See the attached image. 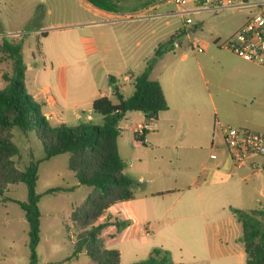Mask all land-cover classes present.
Listing matches in <instances>:
<instances>
[{
    "label": "rangeland",
    "instance_id": "374dc122",
    "mask_svg": "<svg viewBox=\"0 0 264 264\" xmlns=\"http://www.w3.org/2000/svg\"><path fill=\"white\" fill-rule=\"evenodd\" d=\"M107 1L114 6L111 12L124 19L128 14H142L140 17L144 19L120 18L117 20L121 21L114 24L100 23V18L88 10L87 4H91L88 0H0V91L8 84L5 78L13 76V61L5 47L16 49L23 57L27 67L25 90L33 100L35 92L43 86L41 71L47 66L63 65L70 73L69 104L79 102V107L69 106L66 110L68 121L64 125L76 127L83 124L74 119L75 111L79 112L84 124H90L87 118L90 111L94 115L98 113L89 102L98 90L105 94L112 92L113 84H107L110 76L115 79L121 95L127 98L134 89V82H123L124 75L131 72L142 74L148 64L153 67V72H148L152 78L170 67L182 69L188 65L196 66L198 61L207 60L208 52L193 51L188 45L190 37H199L214 48L212 40L215 36L224 40L236 32L251 15L248 9L219 13L200 11L191 15L194 24L185 26V20L179 16L171 0ZM151 7L153 10H149ZM178 30L189 33V37L184 35L176 39L181 43V48L155 58L152 48L158 43H167ZM184 54H188L187 59H183ZM28 64L33 66L32 71ZM102 65L105 66V74L100 86H97L94 73ZM196 72L200 85L206 90L197 69ZM135 113L132 117L127 113L120 125L124 127L133 118L141 117ZM260 123L264 124V119ZM234 127L264 133V130H254L248 126ZM10 133L19 150L15 161L20 169L27 167L33 159L40 161L37 182V193L40 195L37 264H95L85 252L77 257L72 256L76 237L70 220L73 208L84 203L92 187L78 186L75 174L68 168V154L43 160L44 146L35 131L14 127ZM123 133L119 137L120 142L126 141L130 135L128 131ZM124 174L141 186V182L134 179L128 162ZM259 174L231 189V200L242 206L240 210H264V172ZM26 200L25 184L10 185L5 195L0 196V264H31L29 224L19 204ZM235 209L232 206L229 214ZM134 211L139 220L137 231L124 224L125 217L108 211L95 224L105 225L100 237L105 249L120 252L119 264L150 261L153 252L151 244L157 242L151 230L149 236L143 235L145 227L142 205L136 203ZM128 213L129 210L125 212L126 215ZM260 219L264 222V217ZM173 256L178 258V253L174 252ZM168 257L172 261L170 254Z\"/></svg>",
    "mask_w": 264,
    "mask_h": 264
},
{
    "label": "crops",
    "instance_id": "0c3cea01",
    "mask_svg": "<svg viewBox=\"0 0 264 264\" xmlns=\"http://www.w3.org/2000/svg\"><path fill=\"white\" fill-rule=\"evenodd\" d=\"M87 7L104 24L144 19L140 17L142 14H128L124 19L89 3ZM216 40L224 41L215 36L214 48L210 43L205 44L206 61L182 69L167 68L156 78L149 76L160 82L169 106L157 117L154 130L146 134L149 146L138 144L131 130L134 123L146 119L143 113L128 112L129 117L134 113L141 117L133 118L124 127L119 124L122 130L119 137L124 131L130 134L124 142L118 138L120 155L125 164L131 165L134 179L140 181L141 186L136 183L134 199L116 203L106 211L125 217L126 225L137 231L139 220L134 206L141 204L144 227H149L157 239L156 244H151V251H166L177 264H246L242 224L228 211L232 206L239 210L242 207L231 200V189L257 173L248 166L237 168L234 165L224 141L223 126L264 130V124L260 123L264 119V66L222 49ZM160 45L152 48L155 58L163 55L156 56ZM187 57L188 54L183 55V59ZM28 68L34 69L30 64ZM196 69L206 90L197 79ZM149 71L153 72V67ZM41 74L43 86L33 98L42 104V112L51 122L66 124L68 107H79V102L69 104L70 73L61 65L47 66ZM104 74L105 66L102 65L94 73L95 85L100 86ZM135 76L134 72L126 74L123 82ZM111 83L112 92L96 91L89 102L91 106L97 98L113 97L118 85L110 78L107 84ZM133 92L134 89L129 96ZM87 118L90 124L98 125L104 117L90 111ZM74 119L84 124L78 111L74 112ZM257 161L264 164V159ZM77 184L83 186L78 181ZM127 210L128 215L125 214ZM174 252L178 253V258H174Z\"/></svg>",
    "mask_w": 264,
    "mask_h": 264
},
{
    "label": "trees",
    "instance_id": "16d2710c",
    "mask_svg": "<svg viewBox=\"0 0 264 264\" xmlns=\"http://www.w3.org/2000/svg\"><path fill=\"white\" fill-rule=\"evenodd\" d=\"M96 8L111 12L114 6L107 0H88ZM178 34L156 51L160 56L174 52L173 42ZM40 46V45H39ZM6 48L13 61V76L5 78L7 86L0 91V196L10 185L25 184L26 202H19L29 224V248L31 264H37L36 248L40 240V195L37 193L40 161L34 159L24 169L15 161L19 154L12 141L11 131L17 127L23 131H35L44 146L43 160L68 154V168L80 185L92 187L84 203L73 208L70 220L75 231L73 257L85 252L95 264H119L120 252L104 248L101 231L105 225L96 226L100 216L116 203L134 199L137 184L124 174L125 162L118 146L121 134L120 121L128 112H141L145 118H156L169 109L162 85L149 77L151 66L136 75L134 92L124 98L116 88L113 97H100L93 102V110L103 115L98 125L81 124L68 127L54 124L42 112V104L32 99L25 90L23 57L16 49ZM114 83L113 77H110ZM55 190H52V192ZM242 224V242L245 245L246 264H264V210H233ZM127 224L126 222L124 223ZM150 261L135 264H177L167 252L155 249Z\"/></svg>",
    "mask_w": 264,
    "mask_h": 264
},
{
    "label": "built area",
    "instance_id": "2783aa9c",
    "mask_svg": "<svg viewBox=\"0 0 264 264\" xmlns=\"http://www.w3.org/2000/svg\"><path fill=\"white\" fill-rule=\"evenodd\" d=\"M175 3L178 14L185 20V26L193 25L191 15L200 11L219 13L225 10L240 11L248 9L251 15L245 24L231 37L215 43L238 57L264 66V0H171ZM254 11V12H253ZM253 12V13H252ZM178 38L188 36L186 30L177 31ZM189 37V36H188ZM189 46L197 53L205 51V41L199 37L189 38ZM175 49L181 48V43L173 42ZM125 81L131 82L126 78ZM156 118H146L134 123L131 127L137 143L149 146L146 134L154 130ZM224 141L230 158L237 168L248 166L256 173L264 172V164L257 161L264 159V133L232 125L223 126ZM150 228L146 227L143 235H149Z\"/></svg>",
    "mask_w": 264,
    "mask_h": 264
}]
</instances>
